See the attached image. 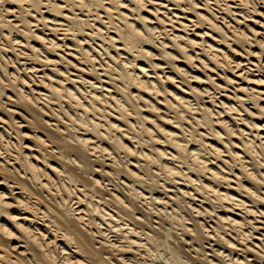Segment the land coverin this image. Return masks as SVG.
<instances>
[{"label":"bare ground","instance_id":"bare-ground-1","mask_svg":"<svg viewBox=\"0 0 264 264\" xmlns=\"http://www.w3.org/2000/svg\"><path fill=\"white\" fill-rule=\"evenodd\" d=\"M0 264H264V0H0Z\"/></svg>","mask_w":264,"mask_h":264}]
</instances>
